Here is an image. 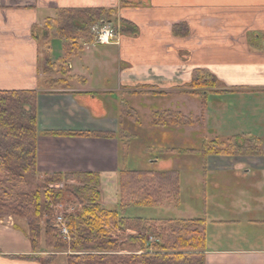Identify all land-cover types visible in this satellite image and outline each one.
Masks as SVG:
<instances>
[{
	"label": "crops",
	"instance_id": "crops-1",
	"mask_svg": "<svg viewBox=\"0 0 264 264\" xmlns=\"http://www.w3.org/2000/svg\"><path fill=\"white\" fill-rule=\"evenodd\" d=\"M87 8L119 9L138 35L121 36L119 45L83 47L71 57L75 64L66 63L70 78L53 75L52 80H65L54 88L42 78L40 48L31 29L55 18L58 10ZM143 25L150 31L143 33ZM162 26L170 27L169 34L162 33ZM174 26L186 30L174 38ZM169 37L175 46L170 47ZM62 43L54 40L49 46L51 64L62 58ZM94 46L116 47L109 50L111 62L106 65L89 52ZM194 70H205L218 81L220 93H208L206 100L208 118L216 110L222 118L216 130L211 128L214 137L250 134L261 140L263 151L260 156L201 158L207 164L203 178L213 174V188L225 184L221 199L204 217L205 264H264V0H0V92L37 93L40 173L93 172L99 176L100 194L103 185L116 187L122 150L133 147L128 138L122 146L116 107L121 101L131 107L140 96L151 97L149 101L161 97L176 107L165 110L183 115L191 100L195 114L199 99L185 93ZM109 72L112 80L107 82ZM151 107L150 113L161 111L153 103ZM51 132L111 136L45 135ZM157 163L146 170L173 168L171 161L166 168ZM101 203L108 210L116 206ZM213 229L221 231L215 235ZM26 231L23 219L0 218V264H67L64 255L46 263L35 260L40 253L32 252Z\"/></svg>",
	"mask_w": 264,
	"mask_h": 264
},
{
	"label": "trees",
	"instance_id": "trees-1",
	"mask_svg": "<svg viewBox=\"0 0 264 264\" xmlns=\"http://www.w3.org/2000/svg\"><path fill=\"white\" fill-rule=\"evenodd\" d=\"M115 10L87 8L61 9L55 18L45 19L43 26L31 29L33 39L45 48L49 59V42L60 39L62 58L81 51L92 44L90 26L100 20L112 22ZM122 35L135 36L136 26L119 20ZM180 28L172 32L178 35ZM48 73V71H47ZM60 86L65 80H49ZM185 93L200 97L206 107L208 93H220L218 81L205 70H194ZM210 90V91H209ZM158 95H164L158 93ZM37 93L33 91L0 92V217L4 215L27 222V239L33 253H65L67 264H205V227L203 220L183 221L168 228L156 220L127 218L119 215L129 206L159 207L164 201L176 200L179 194V173L174 170H123L119 172L118 211L105 209L98 190L99 176L93 172H56L38 177L37 148ZM121 113L135 124H140L138 113L127 102L120 103ZM124 110V111H123ZM155 126L185 127L194 124L191 116L172 110L154 112ZM48 136L106 137L111 134L51 132ZM261 140L250 134L205 141L202 155L260 156ZM78 181L69 188L61 187L67 180ZM71 194L80 210L64 216L68 221L69 241H64L50 220L53 208L64 204ZM44 222V224L42 223ZM127 228L139 233L126 235ZM44 235L45 248L38 249ZM149 237L150 241L147 240ZM35 260H41L39 255ZM50 255L47 260L52 259ZM46 263L47 261L42 260Z\"/></svg>",
	"mask_w": 264,
	"mask_h": 264
},
{
	"label": "rangeland",
	"instance_id": "rangeland-1",
	"mask_svg": "<svg viewBox=\"0 0 264 264\" xmlns=\"http://www.w3.org/2000/svg\"><path fill=\"white\" fill-rule=\"evenodd\" d=\"M123 9V8H119ZM118 10H115L111 26L116 30V38L114 40L115 43H112L110 45H119L121 36L124 37H130L131 35H122L120 33V23L119 20H122L123 17H121L122 14H120ZM48 13V12H46ZM123 13V12H122ZM57 14V13H56ZM53 16V14L51 15ZM124 16V15H123ZM125 17V16H124ZM126 19H128V15L126 16ZM44 24V23H43ZM43 26V25H42ZM173 28V27H172ZM137 33L135 36L138 35V28ZM163 30V34L169 32L170 27L169 26H162L160 28ZM159 29V30H160ZM143 33H147L150 31V28L147 26L142 27ZM169 34V33H167ZM172 35L174 38H176L172 32ZM131 36V37H135ZM172 36V37H173ZM60 44L63 40L56 39ZM54 41V40H52ZM51 42H49V46L51 45ZM176 40L169 37V45L175 46ZM63 44V43H62ZM90 45H96L94 44V41L92 44H85L86 47H89ZM84 47V46H83ZM82 47L81 51L84 49ZM40 67L42 72V78L43 79H49L51 80L53 75L61 74L65 76V72H68L66 63L68 61L72 60V63L75 64V59H71V57L68 58H61L60 60H56L55 64H51L50 62L45 61V48L40 47ZM109 50H113V52L116 51V47H111ZM109 50L106 47L101 46H94L89 52L94 53L96 56L98 55L99 58H102L103 63L106 62V65L111 62L110 57L111 54ZM80 51V52H81ZM80 52H78L77 56ZM50 53V51H49ZM86 53V51H84ZM63 55V53H61ZM110 56V57H109ZM112 58V57H111ZM50 59V54H49ZM69 67V66H68ZM48 71V73H47ZM64 71V73H63ZM63 73V74H62ZM110 74V75H109ZM107 74V82L111 81V73L109 72ZM65 78H70L69 76ZM61 86H56L54 88H60ZM142 90L141 88L138 89V91ZM210 91V90H209ZM151 97H147L144 99V97L140 96L137 97L134 102H130L132 105L131 108L135 109L140 117V124H135V121L133 119L126 118L125 115L121 113V106L118 105V108L116 107V111L118 109V115H119V122L118 126L119 131V137L122 142V146L124 145L126 139H130V145L133 147H130L125 152V149L122 150L123 155L121 156V163H120V170H146L147 168L153 167L155 169L156 164L160 165V168H166L169 166V161L173 163L172 170L177 171L179 173V194L176 200L173 201H164L162 206L159 207H152V208H146V207H135V206H129L127 209H125L123 212H119V215L122 217L127 218H141L144 220H156L159 221V224H163V226H167L170 228L171 226H175L176 224H182L185 222H188L190 220H205L204 217L210 215V210L212 206L214 205V200L221 199L222 195L224 194V183L220 185L218 188H213V182L214 180L213 174H209L206 177L203 178V165L207 166V164L203 162L208 156H217V155H202L201 154V147L203 142L210 141L215 139V133L212 129L216 130L217 127L220 125L218 120H222L220 118V113L216 110L214 113V116H211L208 118L206 107H200V110L198 111V106L195 105V114H193L191 111L194 109L193 102L191 100H188L186 103V108H184V111L186 116H191L195 126H185V131L182 129H176L175 126H155L152 124V113L151 112V103H153V106L157 110L161 111H155V112H162L165 111V109H169V106H172L173 108H176L174 104L172 103V99H163L161 97L153 98L151 101ZM199 99V105H201L200 97H197ZM146 101H148V105L146 104ZM122 102V101H121ZM120 102V103H121ZM135 105L138 107L135 108ZM146 106V108H145ZM190 110V111H189ZM124 111V110H123ZM154 113V112H153ZM220 118V119H219ZM212 128V129H211ZM38 136V134H37ZM219 138V137H216ZM222 140H225V138H219ZM132 148V149H131ZM181 150L185 153H181ZM184 150H195V154H188L187 151ZM197 152L200 154L198 155ZM36 158H37V148H36ZM203 160H202V159ZM154 162V163H151ZM168 161V163H167ZM160 162V163H159ZM202 169V170H201ZM165 171V170H163ZM167 171V170H166ZM52 173H40L38 171V177L40 180L44 177V175H50ZM100 183V180H99ZM78 181L70 179L65 182H62L60 185L64 188H69L73 185H77ZM116 187L113 185L107 184L103 185L102 189L105 191L104 195L100 194V201L105 203L107 206L112 205V203L116 202V206L111 209H115L118 211V189H119V175L117 177ZM99 190V186H98ZM102 195V198H101ZM66 200L63 205L62 211H64V216H68L71 214H74L76 212H79L80 205L78 201L72 197L71 194H66ZM61 213V208H57L56 206L53 208L52 214L45 216L44 221L50 220L52 225L55 223V216ZM7 217L14 219L13 216H1V219H4ZM18 219V218H15ZM22 220V219H20ZM24 220V219H23ZM66 220V219H65ZM26 222V220H24ZM44 224V222H42ZM205 223V221H204ZM27 224V222H26ZM205 226V225H204ZM214 234L217 235V233L221 230L213 229ZM27 232V231H26ZM136 234L139 233L138 230L127 228L126 235L128 234ZM215 237V236H214ZM63 239V238H62ZM149 237H148V239ZM65 241V240H64ZM38 249L41 250L45 248L44 244V235L41 234L40 241H38ZM204 252V251H203ZM50 255H56L62 256L65 253H48V252H41L39 254L40 258L42 260L48 259Z\"/></svg>",
	"mask_w": 264,
	"mask_h": 264
},
{
	"label": "built area",
	"instance_id": "built-area-1",
	"mask_svg": "<svg viewBox=\"0 0 264 264\" xmlns=\"http://www.w3.org/2000/svg\"><path fill=\"white\" fill-rule=\"evenodd\" d=\"M90 33L94 36V44L96 45H110L115 43L116 30L111 26L110 22L100 20L90 26ZM85 47V46H84ZM64 204H59L57 208H61V213L55 216L54 228L58 234L65 241H69L68 221L64 218V211H62Z\"/></svg>",
	"mask_w": 264,
	"mask_h": 264
}]
</instances>
